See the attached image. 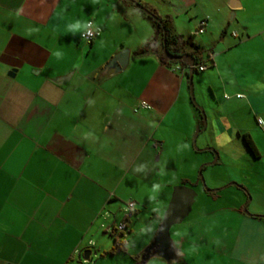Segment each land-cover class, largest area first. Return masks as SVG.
<instances>
[{"label":"crops","instance_id":"0c3cea01","mask_svg":"<svg viewBox=\"0 0 264 264\" xmlns=\"http://www.w3.org/2000/svg\"><path fill=\"white\" fill-rule=\"evenodd\" d=\"M162 1L170 12L162 18L171 21L196 7V16L208 19L204 32L224 28V36L236 23L223 49L227 58L210 49L198 72H205L213 99L226 100L212 107L216 149H205L221 160L219 147L244 134L257 148L231 155L242 163L227 179L237 192L224 200L219 192L226 187L208 191L200 208L206 210L177 241L170 233L168 257L151 253L142 261L175 187L194 188L186 168L201 152L193 139L204 122L187 68L163 62L156 45L142 52L155 27L127 0H0V264H190L212 253L226 257L223 264H264V152L242 118L246 109L264 123V0H239L233 20L229 0ZM82 18L99 32L92 41L82 37L86 29L67 27ZM125 51L121 68L114 59ZM197 195L177 224L192 213ZM131 201L134 210H124ZM126 211L132 215L121 233ZM201 216L226 224L222 245L207 253L199 247L204 236L193 233ZM117 236L126 251L112 253ZM120 254L131 259L116 260Z\"/></svg>","mask_w":264,"mask_h":264},{"label":"rangeland","instance_id":"374dc122","mask_svg":"<svg viewBox=\"0 0 264 264\" xmlns=\"http://www.w3.org/2000/svg\"><path fill=\"white\" fill-rule=\"evenodd\" d=\"M146 1H149L153 5H155L161 17L165 16L166 13H170L168 10L169 9L168 5L165 4L162 0H146ZM195 10H198V9L196 7H192L191 12H188V13L186 12L181 15L172 14V18H173L172 23L174 24L176 31L179 34H183L185 36H191L194 43L202 46V51L199 54L201 59L202 58L207 59L208 51L210 49H213L214 53L218 57L225 60L227 58V54L226 52L223 53V49L227 47L228 41H233V37L231 33L236 23H232V25L227 28L228 32L224 36H223L224 28L221 30H218L212 26L208 27L206 32H204L203 34H200V33H197V30L200 26V22L203 19H206V17L201 18L203 16H200V15L196 16ZM210 70L211 68L209 67L208 72ZM222 70H223L224 76H226L227 75L226 65L223 66ZM204 74L205 72L202 73V72L197 71L194 76V95H195V99L197 103L195 105L203 107L204 111L206 112L208 124H207L206 130L202 131L197 138L195 148L200 150L201 152L197 153L196 158H193L190 160L186 168L187 173L189 174L188 176L191 178V182L189 183H191L195 191H197L198 195L196 197V203L194 204L192 213L182 223L176 224L172 226L171 228L170 233L172 237L176 239V241H177L176 237H177L178 232L182 231L186 226H188V224L192 222L195 216L199 214L198 211L206 210L205 207L202 209L200 208L201 206H203V204H205V202H207V200L210 199V196L207 195L209 193L208 191L223 189L224 187H226L219 192V195L223 196L222 199L224 198V200L226 198L225 196L230 194V192H233V191L237 192L235 186L233 185L229 186V184L231 183L227 181V179H228L229 173L231 174L235 173L234 170L236 169L233 170V167L235 166L237 167L239 164H242V163L237 161L236 159H233L232 156L234 154L237 155L239 153L243 154L246 152V150H248L243 137L241 138V140L240 139L236 140L233 143L232 142L226 143V145H222L219 147V151H221L222 159L221 160L218 159L216 163L212 164L216 155H213L210 150H206L208 148H214L213 146H211L213 142H212L211 129H210L211 128L210 117L212 116V114H215L214 113L215 111L212 109V107L216 108L218 107L217 105L219 103L221 104L225 102L226 100L225 98H223V96H221L218 99H213V96L210 90L209 80L208 78H205ZM226 96L227 95H225V97ZM243 114L244 116L242 115V118L244 120L247 119L246 121L247 127H249L251 131H253L255 137L258 139L260 150L264 152V130H263L264 123L259 122V120H257L256 115L253 114L252 111L248 112V110L244 109ZM201 119H202V113H201ZM207 139L209 140L208 142H210L211 144L209 146H203L205 145V142ZM215 146H217V144ZM218 156H220V153ZM199 159L202 161V163L200 162L201 164H198L200 161ZM219 178H225L224 180H226V182L217 181ZM129 208H130L129 202L128 204H124V210L125 209L129 210ZM124 215L121 220L124 219ZM201 217L202 219L199 222V225L197 226L198 228L196 229V232H193V233L204 236V240L200 241L199 247L203 250L202 251L203 253H207L209 252L210 249H213L214 247L222 245L221 241H222V238L223 239L225 238L223 232H224V229L226 228L224 227L226 226V224L221 223V221L214 222V219L210 218L209 216H204V217L201 216ZM235 224H233L235 227H234V231H232V234H230L231 236L236 232L238 228L237 224L236 225ZM211 230L213 231L212 234L215 235L213 236L214 239L213 238L211 239V233H210ZM231 240L229 238V243L231 242ZM136 242H138L137 239L135 240V244ZM131 252L135 253V249H131ZM116 258H117L116 260L124 259V258L131 259V254H128V255L120 254ZM147 258L148 257L146 253L142 256L141 260L145 261V259ZM224 258L226 257L222 258L220 255H216V254L214 255V253H212L211 255H206L202 257L199 256L197 260L191 262L190 264H207V262L209 261L211 262V264H223L224 262H226V261H223Z\"/></svg>","mask_w":264,"mask_h":264},{"label":"water","instance_id":"95a60500","mask_svg":"<svg viewBox=\"0 0 264 264\" xmlns=\"http://www.w3.org/2000/svg\"><path fill=\"white\" fill-rule=\"evenodd\" d=\"M137 6L142 8L147 14L151 13L150 10L141 6L140 4ZM229 6L232 9L231 14H230V19L233 20L236 15V9L240 7V1L239 0H229ZM121 53H122L121 55L118 54L115 57L114 61H117L120 67L122 68L126 66V64L128 63V51L121 52ZM163 53L165 57L170 61L182 60L183 62L187 64V67H188L187 79H188V84H189V89H190V95H191L192 101L195 104H197L195 95H194V76L196 74V71H195L196 57L190 53L174 54L168 49L166 43L164 44V47H163ZM119 56L122 58H120ZM198 107L201 110L204 125L203 127H201L200 124L197 125L196 132H195L194 139H193V144L195 147H196V142H197L199 133L203 129H205L208 124L206 112L204 111L203 107L201 106H198ZM208 149L214 150L213 148H208ZM216 162H217V154H216V157L213 163H216ZM196 195H197V192L195 191L194 188L190 186L179 185L175 187L169 207L166 210L163 221L159 225L158 234L155 237L154 242L152 243V245L147 251V257L151 253L159 254L160 256H163L166 258L168 257V253L174 249V242L170 235V229L172 225L181 222L189 214ZM93 253H94L93 249L91 248L87 249L83 255L84 259L89 260Z\"/></svg>","mask_w":264,"mask_h":264},{"label":"trees","instance_id":"16d2710c","mask_svg":"<svg viewBox=\"0 0 264 264\" xmlns=\"http://www.w3.org/2000/svg\"><path fill=\"white\" fill-rule=\"evenodd\" d=\"M132 5H135L141 13H143L146 17H148L154 27H155V39L152 42H148L145 47L142 49V52H146L148 49L153 48L155 45L158 47L159 55L163 62L167 64H177L181 63L184 68H187V64L182 60H168L164 53L163 47L166 43L168 49L174 54H185L190 53L196 57V64L199 65L201 62L200 58V45L194 43L191 36H185L183 34H178L174 31L172 21L169 18H162L159 16L154 9H151L145 6L140 0H127ZM141 5L148 10L151 11L150 14H147L142 8L137 5ZM195 71L198 69L195 67ZM186 77L188 76V71L185 72ZM195 105L194 102H192ZM196 112L201 121V110L196 105L194 106ZM243 138L245 140V144L254 154H257V148L252 140V138L248 134H244ZM117 251H126L124 240L119 239L118 236L115 238L114 246L112 248V253Z\"/></svg>","mask_w":264,"mask_h":264},{"label":"built area","instance_id":"2783aa9c","mask_svg":"<svg viewBox=\"0 0 264 264\" xmlns=\"http://www.w3.org/2000/svg\"><path fill=\"white\" fill-rule=\"evenodd\" d=\"M207 22H208L207 18L203 19L200 22V26H199L197 32L203 33L205 31V29H206ZM98 33H99L98 30L95 27H93V22L90 21L88 28L82 33V37L84 39H86L87 41H92L98 35ZM195 67L198 70L202 71V70L205 69V64L204 63H202V64L200 63L199 65L196 64ZM173 68L175 70H181V71H185L186 70V68H184L181 63L174 64ZM187 71H188V67H187ZM238 97H241V95H238ZM142 105L145 108H149L150 107L146 102H143ZM129 207H130L129 208L130 210H134L135 202H133V201L129 202ZM131 215H132V212H129V211L126 212V215L124 217L123 222L117 227V231H119L121 233L124 232V230L128 226V223H129Z\"/></svg>","mask_w":264,"mask_h":264},{"label":"clouds","instance_id":"9594fccd","mask_svg":"<svg viewBox=\"0 0 264 264\" xmlns=\"http://www.w3.org/2000/svg\"><path fill=\"white\" fill-rule=\"evenodd\" d=\"M89 26V21L86 19V18H82V19H77V20H74L72 22H70L67 27L68 28H71V29H87ZM93 27H95V25H93ZM57 56L61 55V51L60 50H57L56 53H55ZM194 247V246H193ZM187 251L189 252V254H191L192 252V247H189L187 249ZM207 264H211V262H207Z\"/></svg>","mask_w":264,"mask_h":264}]
</instances>
